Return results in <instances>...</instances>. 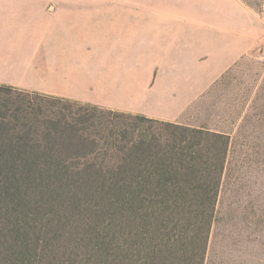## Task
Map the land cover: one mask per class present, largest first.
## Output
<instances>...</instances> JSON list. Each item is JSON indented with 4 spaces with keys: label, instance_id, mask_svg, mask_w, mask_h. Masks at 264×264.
<instances>
[{
    "label": "trees",
    "instance_id": "1",
    "mask_svg": "<svg viewBox=\"0 0 264 264\" xmlns=\"http://www.w3.org/2000/svg\"><path fill=\"white\" fill-rule=\"evenodd\" d=\"M232 133L0 84V264H206Z\"/></svg>",
    "mask_w": 264,
    "mask_h": 264
},
{
    "label": "crops",
    "instance_id": "2",
    "mask_svg": "<svg viewBox=\"0 0 264 264\" xmlns=\"http://www.w3.org/2000/svg\"><path fill=\"white\" fill-rule=\"evenodd\" d=\"M234 1L239 30L223 0H0V84L197 124L187 111L257 43Z\"/></svg>",
    "mask_w": 264,
    "mask_h": 264
},
{
    "label": "rangeland",
    "instance_id": "3",
    "mask_svg": "<svg viewBox=\"0 0 264 264\" xmlns=\"http://www.w3.org/2000/svg\"><path fill=\"white\" fill-rule=\"evenodd\" d=\"M223 1L238 30L246 27L251 19L244 7ZM245 2L258 13L257 43L186 114L215 130L233 129L206 264H264V0Z\"/></svg>",
    "mask_w": 264,
    "mask_h": 264
}]
</instances>
